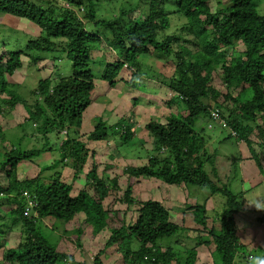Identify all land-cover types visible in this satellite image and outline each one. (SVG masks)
Instances as JSON below:
<instances>
[{"label":"trees","instance_id":"trees-1","mask_svg":"<svg viewBox=\"0 0 264 264\" xmlns=\"http://www.w3.org/2000/svg\"><path fill=\"white\" fill-rule=\"evenodd\" d=\"M140 1L144 4L139 3L131 9L122 6L118 17L100 20L96 0H0L1 15L27 20L41 31L38 37H28L24 46L17 45L15 51L0 55V93L7 95L0 100V114L5 107L12 111L22 105L28 117L26 123H32L38 135L30 141L39 139L40 143L37 141L36 145L41 144L38 149L24 150L13 140L3 138L0 142L3 149L0 174L4 173L8 181L6 185L0 181V234L4 230H14L19 237L17 246L6 253L9 264H65L74 261L72 256L59 251L43 236L41 226L45 218L61 220L64 225L77 220L79 227L66 233L75 235L78 245L84 227L92 230L94 236L106 232L105 248L116 247L124 264L151 259L154 263L170 264L171 252H162L157 244L181 230L170 221V213L162 203L154 200L138 202L132 197L133 187L128 186L125 191L127 206L136 205L135 212H132L136 220L132 223L130 219H124L125 214L115 210L116 207H105L107 195L117 191L118 181L101 177L97 167L92 170L93 177L86 173V187L76 197L72 196L73 184L60 180L59 170L70 165L76 181L90 157L95 156L92 145L95 147L98 143L115 139L127 144L135 132L131 112L130 117L119 116L111 127L98 118L88 135L78 134L97 88L93 54L103 47V43L117 58L103 65L99 75L101 82L114 89L122 81L124 70L130 68L133 74L129 84L136 79L141 85L142 81L153 78L182 98L186 111L185 115L172 114L165 125L150 121L146 129L153 138V156L148 166L129 167L125 172L131 179H155L166 186L193 185L208 190L211 195L224 196L227 203L220 227L210 229L212 239L202 240L203 243L215 245L219 264H243L245 258L239 254L248 249L250 256L257 255V250L240 244L235 220L242 211L240 197L226 185L220 187L214 183L208 175L206 163L213 166L214 161L206 148L210 138L203 135L197 123L203 119L209 128L212 123L221 130H228L225 140L243 141L253 157L259 159L256 148L264 154V126L259 124L264 121V15L256 8L255 0H175L176 4L171 0ZM212 2L217 3L216 10L211 7ZM75 8H82L83 17ZM172 16L181 22L182 34L163 36L172 27ZM99 29L107 30L109 34L101 35ZM183 34H188L187 38ZM239 42L245 51L238 57L229 55L228 51L235 52ZM63 52L72 63L73 72L69 77L39 81L30 98H24L7 84L5 77H13L22 68L23 56L37 59L40 55L46 58ZM151 52L163 61L175 62L172 76L154 75L151 68L142 72L140 58ZM217 72L227 89L225 102L220 105L221 91L215 90L211 83ZM130 87L142 89L138 85ZM237 87H242V91L235 98L231 90ZM243 95L250 96L242 100ZM174 100L169 104L177 102L178 98ZM138 101H133L134 108ZM216 110L219 118L214 120L212 115ZM255 130L260 138L257 144L250 140ZM63 131L66 134L61 144L52 143L50 136L61 135ZM52 152L59 159L44 167L41 174L55 171V176L18 179L20 163H34L36 158ZM257 164L260 167V161ZM107 167L104 165L103 171L110 168ZM110 201L112 203L113 199ZM204 215L205 206H196L195 221L203 227L207 225ZM133 241L139 244L137 250L131 249ZM103 254V250L99 252L100 256ZM186 264H195L194 252L188 256Z\"/></svg>","mask_w":264,"mask_h":264},{"label":"rangeland","instance_id":"rangeland-1","mask_svg":"<svg viewBox=\"0 0 264 264\" xmlns=\"http://www.w3.org/2000/svg\"><path fill=\"white\" fill-rule=\"evenodd\" d=\"M139 3L141 5L144 4L140 0H114L112 2L109 0H96L98 19L110 20L111 18L118 17L122 6L131 9L139 5ZM171 3L176 4V1L171 0ZM255 6L264 15V0H255ZM211 7L216 10L218 7L217 3L212 2ZM75 11L80 17H83L84 12L81 9L75 8ZM169 12H172V10H169ZM170 19L172 27L163 36L182 34L180 32L182 25L181 22H177L178 18L172 16ZM91 30L96 32L93 28ZM98 31L101 35L109 34L104 29H99ZM40 32L38 27L27 20L12 15L0 14V55L15 51L17 45L19 47L24 46L28 41V37H38ZM183 35L185 38L188 36V34ZM102 45L103 47L100 46L95 51V54H93L95 64L93 71L96 75L95 85L97 86L96 93H94L92 105L84 113V119L81 127L78 129V134L82 136L88 135L91 130L93 131L98 118L106 122L108 127H111L118 121L119 116L125 115L130 117L131 112L134 114L132 119L133 124L136 126L135 132L132 134V140L127 144H125V141L115 139L109 142L98 143L95 147L92 145L91 151L95 153V156L90 157L88 165L84 167V170L79 174L76 181L73 180L74 171L70 165H67L63 170L58 169L61 172L60 180L67 184H73L74 190L72 196L76 197L80 190L86 187V173L88 172V175L93 177L94 173H92V170L94 167H97L101 177L104 176V178L108 177L109 180L116 179L118 181L117 191L114 190L110 195H107L108 197L104 204L105 207H111L112 205V207H116L115 210H121L125 214L124 219H130L132 223L136 220L135 215L132 213L135 212V203L127 206L129 205L127 204L128 199H125V191L128 186L133 187L132 197L136 201H159L169 211L170 221L177 224L181 231L170 239L159 241L160 243L157 244V248L162 252L167 250L171 252L172 259L170 264H186L188 256H191V252L195 253V264H219L215 245H206L202 240H211L212 237L209 234V230L220 227L221 216L226 209L227 198L221 195H211L208 190L193 185L166 186L163 182L155 179H131L125 172V169L129 167L140 168L148 166L150 158L153 156L152 151L154 146L153 138L146 129V125L150 121L165 125L167 119L172 114L183 113L185 115L186 111L183 110L184 106L182 102L177 101L169 104L174 91L168 88V86H163L160 82L154 81L153 78L142 81L143 85H140V82L138 83L136 79L132 84H129L133 72L127 69L121 74L122 81L119 85L114 89L109 88L106 83L100 81L99 75L101 70H103V65L106 62L115 61L117 57L106 43ZM186 46L192 51L194 50L189 45ZM244 51V45L239 42L236 45L235 52L229 50L228 54L238 57ZM38 57L34 59V57L23 56L22 68L13 77H5L7 84L13 87L24 98H30L31 91L37 87L39 81L47 78L51 80L67 78L73 72L72 63L64 52L46 58L42 57V55ZM140 63L142 64V72L148 70L147 68H151L155 72L154 75L162 77L172 76L176 66L174 61H163L155 57L152 52L143 55L140 58ZM220 78L217 72L213 75L211 81L213 88L221 91L218 105L225 102L224 96L227 94V89ZM156 79L163 80L160 77H156ZM136 85L142 86V89L130 87ZM241 91L242 87H237L235 90H231V95L236 98ZM249 96L243 95L242 100H246ZM3 98H7V95L0 93V100ZM135 99L139 100V103L135 106L136 108H134L133 103ZM6 109L5 107L4 112L0 114V142L4 138L5 140H13L17 146L24 150L40 148L41 144L36 145L39 139L37 141H30V139L36 138L38 135L35 133L34 127L31 125L32 123H26L28 117L23 106L18 105L12 111ZM259 124L264 126V121H261ZM210 126L212 128H209L208 123L203 119H200L197 123L198 129L202 130L203 135L206 138H210V141L206 143V148L214 161L213 166L206 163L209 177L220 187L226 185L231 192H237L242 189L247 191L249 194L246 196V200L264 199V154L259 148H256L260 160L258 157H253L250 149L244 143L238 144L234 140H225L228 130H221L212 123ZM65 134L66 131H63L61 135L57 133L51 135V142L60 145ZM22 136L24 137L23 139ZM250 140L256 144L260 143L259 132L255 130ZM88 146H90V143H88ZM2 153L3 149L0 145V162L3 159ZM55 159H59L58 155L52 152L50 155L48 153L40 158H36L33 161L34 163L31 161L20 163L17 167L18 179L25 180L39 176L45 178L55 176V171H45L41 174L44 167L51 165ZM238 161L241 162L239 163ZM257 161H260L261 169ZM104 165L110 168L103 171ZM62 167L64 166L62 165ZM215 169L217 170L216 175L214 174ZM242 174L243 176L240 181ZM0 181L3 185L7 184L8 181L4 173L0 174ZM89 188L90 186H88L87 190ZM92 191L94 192L93 189ZM235 195L240 197L239 203L242 205V211H249L246 201L243 199V194L236 193ZM111 199H113L112 203ZM123 199L124 203H122ZM115 200L116 203L114 205ZM198 205L205 206L204 216L207 218V225L205 227L197 224L195 221L196 206ZM2 211L5 210L3 209ZM243 214L240 217L235 216L236 227H241V229L243 227L246 228V230L242 231L240 241L247 240L249 237L250 239H256L253 246L258 247L256 249L257 255L262 256L263 253L259 250L264 249V212H244ZM253 216H256L257 219L255 218L254 220ZM240 218H244L243 222H240ZM7 220L9 222V219ZM77 222V220L71 221V223L64 225V222L61 220L43 219V225L41 226L43 236L52 245H55L59 251L72 256L74 259V261L65 264H96L95 261L99 262L98 264H124L122 256L119 252H116V247L105 248L108 238L105 234L106 232L94 236L92 230L84 227V233L80 238V245H78L76 236L72 233H66L67 230L78 228L79 224ZM62 236L64 237L63 239L61 238ZM18 243L19 237L17 231L10 230L8 232L4 230L0 234V264H9L5 258L6 253L9 249L17 246ZM138 248L139 244L133 241L131 249L137 250ZM102 250L104 254L100 256L99 252ZM248 250H244V252L239 254L240 257L245 258L243 259V264H247V258L250 256ZM134 264L162 263H154L151 259L150 261Z\"/></svg>","mask_w":264,"mask_h":264},{"label":"clouds","instance_id":"clouds-1","mask_svg":"<svg viewBox=\"0 0 264 264\" xmlns=\"http://www.w3.org/2000/svg\"><path fill=\"white\" fill-rule=\"evenodd\" d=\"M81 11H82V8H81ZM126 69L133 72V70L130 68H126ZM123 81L125 82V80ZM177 98H178V101L182 102V98L178 97V95L174 93L172 94V98H170V100L175 101L174 99H177ZM233 136L237 138L238 135H233ZM238 144H243V141L239 142ZM247 201H248L249 207H254L257 211H264V199H260V198L252 199V200L247 199ZM248 240H251L250 237ZM244 241H247V240H244ZM247 264H264V256H258V255L249 256L247 258Z\"/></svg>","mask_w":264,"mask_h":264},{"label":"crops","instance_id":"crops-1","mask_svg":"<svg viewBox=\"0 0 264 264\" xmlns=\"http://www.w3.org/2000/svg\"><path fill=\"white\" fill-rule=\"evenodd\" d=\"M239 163L241 162V161H238ZM217 171V170H216ZM242 176H243V174L241 175V178H240V181H241V179H242ZM233 193L234 194H236V193H242L243 194V199L246 201V204H247V206H248V201L246 200V196L249 194L247 191H244L243 189L242 190H238L237 192L236 191H233ZM245 201H244V203H245ZM247 209V208H246ZM248 210L249 211H242V212H239L236 216H238V217H240V216H242V215H244L243 213L244 212H253V213H257V210L254 208V207H249L248 206ZM264 212V211H263ZM255 218L257 219V217L256 216H253V219L255 220ZM243 219L244 218H240V222H243ZM236 224H237V222H236ZM237 230H238V236H239V238H240V236L242 235V231H244V230H246V228H242L241 229V227H238L237 226ZM255 240L256 239H251V240H248L247 239V241H240L241 242V244L243 245V246H248V247H250V248H252V249H258V247H256V246H253V244H254V242H255ZM261 253H263L264 254V249H261V250H259Z\"/></svg>","mask_w":264,"mask_h":264},{"label":"built area","instance_id":"built-area-1","mask_svg":"<svg viewBox=\"0 0 264 264\" xmlns=\"http://www.w3.org/2000/svg\"><path fill=\"white\" fill-rule=\"evenodd\" d=\"M218 112H219V111L216 110V111L213 113L212 117H213L214 120H216V119L219 118V114H218ZM220 123L223 124L222 121H221Z\"/></svg>","mask_w":264,"mask_h":264}]
</instances>
